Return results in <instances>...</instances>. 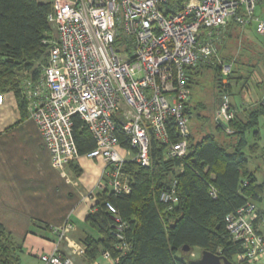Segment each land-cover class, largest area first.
<instances>
[{
    "label": "built area",
    "instance_id": "2783aa9c",
    "mask_svg": "<svg viewBox=\"0 0 264 264\" xmlns=\"http://www.w3.org/2000/svg\"><path fill=\"white\" fill-rule=\"evenodd\" d=\"M263 2L187 0L181 10L167 12L169 0H53L48 19L54 35L44 41L47 62L36 78L29 73L21 82L29 115L40 130L53 169L65 174L82 157L74 139L75 115L96 144L84 157L104 161L102 178L117 195L132 192L122 172L126 161L150 167L152 138L165 145L167 158L183 160L191 145L190 69L215 58L225 90L233 63L219 61L216 39L224 37L222 29L231 23L243 29L255 24L256 33L264 36V17L256 14ZM215 30H221L217 37ZM204 31L208 39L202 37ZM235 114L230 95L223 93L214 121L232 134L229 125ZM117 124L130 147L120 144ZM210 195L216 198V190ZM160 202L168 210L179 203L177 181L161 193ZM105 206L116 222L117 250L124 255L130 251L124 233L127 224L111 202ZM259 219L252 200L225 218L229 236L242 249L235 258L238 264H264V236L256 226ZM70 230L72 226L67 225L62 236ZM71 250L72 255L84 256L86 246L75 245ZM101 257L115 264L119 261L110 252ZM40 260L74 264L71 255H62L57 248L42 254Z\"/></svg>",
    "mask_w": 264,
    "mask_h": 264
},
{
    "label": "trees",
    "instance_id": "16d2710c",
    "mask_svg": "<svg viewBox=\"0 0 264 264\" xmlns=\"http://www.w3.org/2000/svg\"><path fill=\"white\" fill-rule=\"evenodd\" d=\"M186 1L169 0L165 9L167 12L181 10ZM52 10L51 2L0 0V96L8 92L15 94L22 119L30 115L21 82L29 73L36 78L42 65L47 62L48 45L44 41L54 35L48 19ZM252 25L247 28L251 30ZM237 28L241 27L231 23L222 29V39L216 35L221 30L213 31L217 44L223 45L226 37H231L232 30ZM207 35L208 31H204L202 37L208 39ZM258 65L256 62L250 67L253 73L260 69ZM210 68L215 70L219 97L226 92L230 96L234 95V86L240 85L241 97L246 96L245 91L251 93L249 84L246 86L242 83L244 80V83L249 82L247 78L236 76L234 69L229 76L231 82L224 90L221 65L215 58L211 63H201L190 69L191 84L203 74L204 69ZM260 83L264 86V81ZM255 99L250 96L252 105L245 109L232 102L236 114L229 126L234 133H226L213 121L216 134L206 133L196 142L191 136L190 150L183 160L167 158L165 145L152 138L150 167L126 161L122 172L132 192L117 195L106 190L99 195L96 207L86 219L99 239L86 238L83 243L86 246L84 256L90 262H95L104 252H110L113 258H119L116 264H188L192 251L199 249L219 254L238 264L235 258L242 249L229 236L225 218L248 200L257 203L264 199V181L259 183L256 172L249 167L250 155L262 149L264 129V100ZM73 122L74 139L83 157L96 144L78 115L73 117ZM116 134L123 147H130L129 139L119 124ZM249 136L253 138V143L249 141ZM171 139L173 142L178 139L172 128ZM247 149L250 151L247 152ZM183 165L184 169L181 170ZM174 181H177L179 203L168 210L160 202V195ZM212 189L217 192L216 198L210 195ZM106 201L116 207L119 217L127 224L124 233L130 251L124 255L117 250L119 240L116 237V222L106 209ZM187 245L190 247L189 252H185ZM0 264H21L2 225Z\"/></svg>",
    "mask_w": 264,
    "mask_h": 264
},
{
    "label": "crops",
    "instance_id": "0c3cea01",
    "mask_svg": "<svg viewBox=\"0 0 264 264\" xmlns=\"http://www.w3.org/2000/svg\"><path fill=\"white\" fill-rule=\"evenodd\" d=\"M257 9V15L264 17V2ZM81 159L71 163L65 174L53 169L35 121L30 116L22 119L13 92L0 96V225L8 233L21 264H43L40 256L56 248L62 255H71L74 264H115L102 257L90 262L85 256L72 255L71 248L83 244L86 238L99 239L86 219L99 195L110 190L102 178L104 161L91 159L100 165L90 169V177L85 178L87 167ZM256 205L260 216L256 226L264 236V209L259 202ZM67 225L72 230L63 237Z\"/></svg>",
    "mask_w": 264,
    "mask_h": 264
},
{
    "label": "rangeland",
    "instance_id": "374dc122",
    "mask_svg": "<svg viewBox=\"0 0 264 264\" xmlns=\"http://www.w3.org/2000/svg\"><path fill=\"white\" fill-rule=\"evenodd\" d=\"M258 9L256 14H258ZM251 30L247 29H233L231 32V37H226L223 45H218V56L219 61H225L228 63H233V69L235 70V75H243L245 79L249 82H242L246 86L249 84L250 96L255 101L261 99L264 95V86L260 81H264V36L256 33V25L251 26ZM225 59V60H224ZM257 62L260 69L256 73L252 72V67ZM255 70V69H254ZM229 83L231 80H228ZM233 82V81H232ZM242 86H234V95L230 96L231 102L241 105V109L248 108L252 105L249 101L250 96L245 91L246 96H240L239 89ZM191 115L189 120V129L191 132L192 140L194 142L202 138L206 133L216 134L215 131V112L220 105V96L216 91L215 82V70L213 68L204 69L203 74L197 78L195 83L191 84ZM230 94V93H229ZM264 100V98H263ZM245 101V102H244ZM249 141L254 142L253 138L249 136ZM263 145L264 147V129L262 131ZM250 150L247 149V152ZM81 163L85 164L87 171L84 173L85 178H89L90 169H98L101 159L98 161L87 159L82 157ZM249 167L251 170L256 172V177L258 182L264 181V148L261 149L257 154L250 155ZM102 161V160H101ZM259 206L264 209V199L259 202ZM264 230V229H263ZM201 250L194 249L191 253V259H198L201 255ZM190 256V255H189ZM253 264V262H250Z\"/></svg>",
    "mask_w": 264,
    "mask_h": 264
},
{
    "label": "water",
    "instance_id": "95a60500",
    "mask_svg": "<svg viewBox=\"0 0 264 264\" xmlns=\"http://www.w3.org/2000/svg\"><path fill=\"white\" fill-rule=\"evenodd\" d=\"M190 247L187 245L185 252H189ZM188 264H235L234 262L228 260L227 258L215 254L209 251H202L198 259H191Z\"/></svg>",
    "mask_w": 264,
    "mask_h": 264
}]
</instances>
